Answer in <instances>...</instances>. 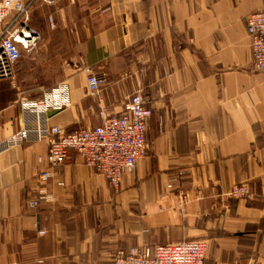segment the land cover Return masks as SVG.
<instances>
[{"label": "crops", "instance_id": "obj_1", "mask_svg": "<svg viewBox=\"0 0 264 264\" xmlns=\"http://www.w3.org/2000/svg\"><path fill=\"white\" fill-rule=\"evenodd\" d=\"M263 6L36 0L30 24L43 42L32 64L49 66L55 45L56 55L65 52L57 66L68 71L51 86L23 74L17 94L0 85V141L24 126L21 100L64 86L70 106L50 113L49 126L94 128L99 102L118 115L141 92L152 110L149 148L118 191L71 153L48 183L52 198L36 209L28 201L47 143L31 139L1 151L0 264H108L118 250L192 240L207 244L205 264H264V73L252 68L246 33V17ZM87 67L105 75L98 97L88 94ZM31 83L38 89L32 98ZM235 185L254 198L229 197Z\"/></svg>", "mask_w": 264, "mask_h": 264}, {"label": "built area", "instance_id": "obj_2", "mask_svg": "<svg viewBox=\"0 0 264 264\" xmlns=\"http://www.w3.org/2000/svg\"><path fill=\"white\" fill-rule=\"evenodd\" d=\"M35 1L0 0V85L13 78L14 67L22 52L31 51L38 40L37 33L30 27V10ZM48 21L54 30L52 18ZM246 33L250 41L252 68L257 73H264V6L246 17ZM83 72L87 76L89 96L98 97L105 75L89 67ZM19 105L26 117L24 126L5 141H0V152L21 146L31 139L47 143L45 168L38 173L39 187L28 201L30 209H36L40 202L52 198L48 183L68 162L71 153L80 157L96 177L118 191L123 177L134 172L138 161L148 151L146 124L152 110L141 92L130 96L118 115H111L99 102L100 125L73 132L48 125L50 113L70 106L64 86L44 93L40 98L21 100ZM228 196L243 201L254 198L246 185L233 186ZM38 234L44 235L45 232L39 231ZM206 252L207 244L199 240L154 247L140 245L118 250L108 264H205Z\"/></svg>", "mask_w": 264, "mask_h": 264}, {"label": "rangeland", "instance_id": "obj_3", "mask_svg": "<svg viewBox=\"0 0 264 264\" xmlns=\"http://www.w3.org/2000/svg\"><path fill=\"white\" fill-rule=\"evenodd\" d=\"M46 26L50 31H55L52 30L49 24V21L46 20ZM30 27L37 33L38 35V40L35 44V47L29 51V52H22L20 61L15 65L14 67V75L13 78L8 81L9 84V89L11 92L16 93V90L18 91V93H20L21 89L20 86L18 84V77H22L23 74L29 76V78L31 79V82L33 81V79L36 81V83H40V81H42L43 83H46L47 86H51L54 83H56L57 81L62 79V75L65 73V71L68 69H64L62 67L57 66V64L59 63L61 57H56L58 56H64L65 52H59L57 55L56 53L58 52V49L60 48H56L55 45L52 46H48V49L50 52L47 53V59L50 61L49 62V66L44 67V68H35L33 66V62H32V53H34L38 48H40L43 42V38H42V34L39 31V29L33 27L30 24ZM56 28V27H55ZM26 78V77H25ZM33 84H28L25 85V90L27 89V94L29 96H31L30 98L34 97L37 95V90L38 89H30L29 87H32ZM29 90V91H28Z\"/></svg>", "mask_w": 264, "mask_h": 264}]
</instances>
